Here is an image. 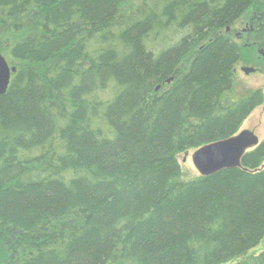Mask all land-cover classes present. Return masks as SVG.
I'll return each instance as SVG.
<instances>
[{
  "label": "trees",
  "instance_id": "1",
  "mask_svg": "<svg viewBox=\"0 0 264 264\" xmlns=\"http://www.w3.org/2000/svg\"><path fill=\"white\" fill-rule=\"evenodd\" d=\"M255 7L264 50V0H0L17 68L0 96V264H264L241 259L264 240V142L211 177L178 162L264 103L234 94L235 25Z\"/></svg>",
  "mask_w": 264,
  "mask_h": 264
},
{
  "label": "rangeland",
  "instance_id": "2",
  "mask_svg": "<svg viewBox=\"0 0 264 264\" xmlns=\"http://www.w3.org/2000/svg\"><path fill=\"white\" fill-rule=\"evenodd\" d=\"M257 7L251 9L242 17L235 25L237 31L233 35L234 39L241 44L244 49V54L239 64L236 66V83L234 94L243 97L257 90H262L264 94V50L260 47L252 48L250 42L254 39L251 33H245V29L249 28L250 22L256 16ZM240 34V35H238ZM7 41L4 39L1 42L2 50L0 52L7 59L9 65L14 67V62L8 55V50L5 48ZM246 69H253L249 75L246 74ZM248 130L259 137L261 142H264V103L258 106L249 117L244 121L238 133ZM197 149L183 152L178 156V162L183 171L184 180L190 181L200 177L199 171L195 168L192 158ZM264 250V240L257 249L251 251L247 256L241 258L245 259L252 254H259ZM238 259L237 261H240ZM236 261V262H237ZM235 263V262H234Z\"/></svg>",
  "mask_w": 264,
  "mask_h": 264
},
{
  "label": "water",
  "instance_id": "3",
  "mask_svg": "<svg viewBox=\"0 0 264 264\" xmlns=\"http://www.w3.org/2000/svg\"><path fill=\"white\" fill-rule=\"evenodd\" d=\"M16 72L17 68L11 67L0 52V96L8 92L12 76ZM245 72L249 75L253 69H246ZM260 144L259 137L245 130L231 138L198 148L192 161L201 176L211 177L225 170L243 167L245 156Z\"/></svg>",
  "mask_w": 264,
  "mask_h": 264
},
{
  "label": "flooded vegetation",
  "instance_id": "4",
  "mask_svg": "<svg viewBox=\"0 0 264 264\" xmlns=\"http://www.w3.org/2000/svg\"><path fill=\"white\" fill-rule=\"evenodd\" d=\"M251 31L253 32V28H252V26H251V24L249 25V28L248 29H245V33H251ZM227 33H230V30L229 31H227ZM235 33H237V31L235 32ZM238 35H240V34H238Z\"/></svg>",
  "mask_w": 264,
  "mask_h": 264
}]
</instances>
